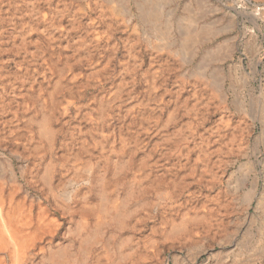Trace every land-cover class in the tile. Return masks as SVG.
I'll return each mask as SVG.
<instances>
[{
	"label": "rangeland",
	"instance_id": "rangeland-1",
	"mask_svg": "<svg viewBox=\"0 0 264 264\" xmlns=\"http://www.w3.org/2000/svg\"><path fill=\"white\" fill-rule=\"evenodd\" d=\"M136 1L0 0V264H264V0L187 55Z\"/></svg>",
	"mask_w": 264,
	"mask_h": 264
},
{
	"label": "bare ground",
	"instance_id": "bare-ground-1",
	"mask_svg": "<svg viewBox=\"0 0 264 264\" xmlns=\"http://www.w3.org/2000/svg\"><path fill=\"white\" fill-rule=\"evenodd\" d=\"M107 1L109 3H111L113 0H107ZM219 1L221 3H223V5H225L226 8H230V10L232 12L230 15H231V17L234 18V21L236 20L235 18L242 16L246 20L248 19L255 26L254 28H258L260 31L261 25H260V21L258 20L259 18L257 16L256 12L254 13V12H250V11L244 9V6L242 7V5H240L238 3L240 5L239 6L235 2V0H219ZM170 2H172V1L171 0H137L135 7H137L139 10V13L137 12L138 14L132 13L131 9L128 6L122 7V8H117V11L120 12L122 15L129 16L130 18L135 17V16L136 17L140 16V18H141V16L144 15V17H146L145 19H147V21L149 22V28L154 30L157 37L160 38V40L163 42V44L165 46L170 48L175 53H183L185 55L190 54V53L193 54V52L195 51L197 43H199L203 40L209 39V37L215 33L214 27H216L215 26L216 23L214 25H211L208 23L204 24V25H200V23H201L200 20L202 19L203 15H205L204 12L207 10L208 4H207L206 0H198L197 7L196 6L195 7L186 6L184 8V10H186V12H188L187 16L185 15L183 17H177V15L175 13L176 10L166 9V7L169 5ZM231 2H233L234 4L232 3L233 4L232 5ZM228 3H230V5H228ZM240 3H242V2L240 1ZM261 16H264V15H261ZM262 19H263V17H262ZM173 28H178L180 30L181 36L183 37L180 47L175 46L177 43V40H175V37H173V34H172V32L174 31ZM254 28L251 29V32H250V34H252V35L255 34ZM221 32H222V30H221ZM233 45L234 44L226 45L224 43H217L214 48H211L210 50H208V53L205 55V57L207 59H211V60L217 61V62L225 60L228 57H233L235 54V51L237 50V48ZM256 62H254V63H256ZM239 64L236 63V65H238V66L242 65L241 62H239ZM258 65L259 64L252 66L254 72H257V70H259ZM215 74H217V73H215ZM230 85H231V83H230ZM253 188L256 189V186L254 185ZM249 263H253V261L249 260L246 262V264H249ZM235 264H241V263H235Z\"/></svg>",
	"mask_w": 264,
	"mask_h": 264
}]
</instances>
